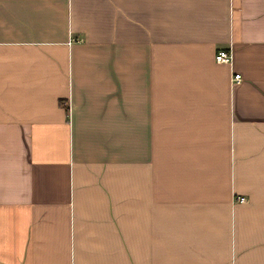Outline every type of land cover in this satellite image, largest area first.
Segmentation results:
<instances>
[{"label": "crops", "instance_id": "obj_1", "mask_svg": "<svg viewBox=\"0 0 264 264\" xmlns=\"http://www.w3.org/2000/svg\"><path fill=\"white\" fill-rule=\"evenodd\" d=\"M0 264H264V0H0Z\"/></svg>", "mask_w": 264, "mask_h": 264}, {"label": "built area", "instance_id": "obj_2", "mask_svg": "<svg viewBox=\"0 0 264 264\" xmlns=\"http://www.w3.org/2000/svg\"><path fill=\"white\" fill-rule=\"evenodd\" d=\"M232 54L229 49H219L215 52L214 54V60L217 62H225L228 63L231 61ZM233 79L234 80H239L240 79V74L239 73H234L233 74ZM234 199L243 201L246 200V197L244 195H234Z\"/></svg>", "mask_w": 264, "mask_h": 264}]
</instances>
